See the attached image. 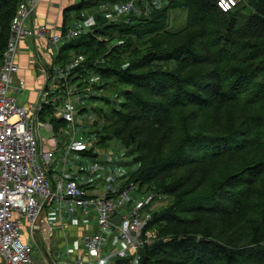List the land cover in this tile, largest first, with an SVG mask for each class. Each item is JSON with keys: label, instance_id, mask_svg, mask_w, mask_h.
<instances>
[{"label": "trees", "instance_id": "obj_1", "mask_svg": "<svg viewBox=\"0 0 264 264\" xmlns=\"http://www.w3.org/2000/svg\"><path fill=\"white\" fill-rule=\"evenodd\" d=\"M128 1L67 9L63 37L91 15L96 25L67 41L55 64L79 62L72 77L82 87L99 77L88 138L123 149L128 182L170 197L153 214L158 240L140 264H264V0L229 12L219 0H165L146 15L142 4L127 16L94 14ZM20 2L0 0V66ZM176 9L188 19L172 31ZM53 112L42 120L66 127Z\"/></svg>", "mask_w": 264, "mask_h": 264}, {"label": "built area", "instance_id": "obj_2", "mask_svg": "<svg viewBox=\"0 0 264 264\" xmlns=\"http://www.w3.org/2000/svg\"><path fill=\"white\" fill-rule=\"evenodd\" d=\"M42 1L21 0L10 24L0 66V264H40L34 258L33 246L24 240V219L30 225L32 238L38 232H46L52 238V227L43 221V213L49 207H54L60 214L63 232L66 231L63 214H75L78 209H84L85 215L90 211L96 213L98 229L85 238V251L91 260L78 259L71 264H140L141 251L155 243L156 236L151 242L148 230L153 215L146 209L157 193L126 212V200L133 197L132 192H137L135 183L117 191L114 184L117 178L110 174L104 196L95 197L89 194L87 182L69 176L74 154L86 161L84 170L92 174L96 173L94 164L100 157L113 159L95 147L94 141L86 134L88 128L84 129L83 122L78 120V105L96 94L94 85L82 87L73 82L74 63L61 68L54 65L50 71L42 66L48 80L55 81L39 91L35 103L18 101V95L26 86L18 77L22 42L48 39L58 58L67 41L90 31L96 22L91 17L84 21L83 28L71 30L66 37L62 33H50L45 25H32ZM240 1L219 0L218 7L229 12ZM143 4L146 10L163 7L162 0H145ZM139 7L138 0H129L118 6L123 16L140 11ZM48 106L53 107V118L71 125L69 139L52 137L49 145L45 143L41 130L53 131L52 122L42 120ZM83 152H92L96 157L81 155ZM57 161H60L63 176L54 184L50 173ZM64 200L67 201L65 208L62 205ZM118 216L122 220L116 225L114 218ZM112 241L116 246L106 254V247Z\"/></svg>", "mask_w": 264, "mask_h": 264}, {"label": "crops", "instance_id": "obj_3", "mask_svg": "<svg viewBox=\"0 0 264 264\" xmlns=\"http://www.w3.org/2000/svg\"><path fill=\"white\" fill-rule=\"evenodd\" d=\"M80 2L81 0H43L36 9L32 19V25H45L49 28L50 33H62L64 12L67 9L77 6ZM164 2L165 0L163 1V5ZM138 4L144 5L142 0H138ZM115 12L118 16H121L118 6L111 8L109 5H100L95 10L94 14L106 13L110 16ZM91 17L95 19L94 15H91L89 18ZM83 24L84 21L79 22L75 28H79ZM56 60V49L54 45L49 43L48 39H27L22 42L18 56V63L20 65L18 77L25 81L26 86L23 93L18 95V101L20 103H35L38 99L39 91L45 88L46 84L49 83L51 85L52 82L55 81V79L48 80L47 74L42 71V66L50 71L54 65H56ZM56 66L61 68L58 65ZM66 123L67 126L61 127L58 131L55 130L54 125L53 131H45L51 133L52 137L58 138L60 136H65V138H58L59 140H67L70 137L71 125L68 122ZM52 137L47 138L43 136L45 143L49 145L51 142L48 141L52 139ZM83 161L85 160L79 159V161H74L72 163L69 176L78 181L87 182L88 191L91 196H104V175L101 173H86L84 165L82 164ZM122 163L123 162L119 160L113 161V159H109V157L102 156L98 159L96 164L105 166L109 171H117L124 168ZM51 172L52 182L56 184L63 176V173H61L60 161H57L56 164L52 166ZM108 175H110V173ZM115 186L117 191L127 188L128 177H126V175L118 177L115 181ZM62 205L64 208L67 207V201L64 200ZM83 212L84 209H78V212L75 214H63V217L66 219V231L63 232L60 214L54 207L47 208L46 212L43 213V221L52 227L54 236L49 238L45 245L40 237L38 239L37 234L34 238H32V236L29 237L30 227L27 231L28 235H25L24 232V240L33 246L34 257L36 256L35 259L40 264H71L78 259L86 261L91 260L85 251V238L87 235L97 231V219L95 211H90V214L87 215ZM114 246L116 245L113 241L109 242L105 253L107 254ZM45 248H47V251Z\"/></svg>", "mask_w": 264, "mask_h": 264}, {"label": "rangeland", "instance_id": "obj_4", "mask_svg": "<svg viewBox=\"0 0 264 264\" xmlns=\"http://www.w3.org/2000/svg\"><path fill=\"white\" fill-rule=\"evenodd\" d=\"M141 8L142 7H139L140 11H141ZM151 10H153V8L152 9H149V10L144 9V14L145 15L148 14ZM170 16H171L170 28L172 29V31L173 30H175V31L182 30L186 26L187 19H188V12H187V10H185V9H176V10H173V11L170 12ZM83 27H84V24L81 27H79V28H83ZM82 60L83 59L80 58V62ZM78 63L79 62H76V63H74V65L76 66ZM165 68L171 69L172 68V64H170V66H168V67L166 66ZM89 79H91V81H92L91 83L93 85L94 84H99V82H100L99 77L96 76L95 74H92ZM100 106H102L101 102H99L97 100H91V99H89L86 102V108L88 110H86V112H81V108L83 107V105L81 103L78 105V113H79L78 120L81 121V122H83L84 129L89 128L93 124V122L96 120V118H97L96 112L98 111V108H100ZM41 134L44 137H47V138L52 137V134L49 133V132H46L45 130H41ZM58 138H65V136H60ZM99 149L101 151H103V154L104 155L111 156L113 158V161L119 160V161L124 162V163L130 161V159L123 157V149H121V147L116 148V147H114L112 145L108 149H106V148L103 149L101 147H99ZM73 159H75V161H79V158L75 154L73 155ZM82 164L84 165V168H85L86 161H83ZM94 166H95L94 167V171L96 173H101V174L104 175L105 186H106V184H108L109 179H110L109 178L110 175H108L109 173L110 174H113L114 177L118 178V177L123 176L124 175V172H128L130 170V169H126V168L124 169L123 168L124 170L123 169H119L117 171H109L103 165L94 164ZM132 183H135V182L134 181L128 182V186L130 184H132ZM105 186H104V188H105ZM135 186H136L137 192H135V191L132 192L133 197L126 200V206H127L126 212L129 211L133 206H137L140 202H144V201H147L148 199H151L152 195L154 194L153 192H151V193L150 192H147L146 191V188H143V190H141L139 188V185L136 184V183H135ZM169 203H170V197H168L166 195H163V194H158L157 193L156 194V197L152 201H150V203L148 204L146 211H147V213H150V214L153 215L156 210L161 209L163 207H167L169 205ZM29 227H30V225H29L28 221L26 219H24V232H25V235H28V232L27 231L29 230ZM157 229H158L157 227H154V228L152 227L151 229H148L149 230V233H151V236H152V237H150V241L151 242L154 239L153 237H155V236H156V238L154 239L155 242L158 240L157 234H156L157 231H158ZM36 234L38 235V239L40 237L44 241V245H45L46 241L49 239L48 234L46 232L45 233L38 232ZM30 236L31 235L29 234V237ZM43 249H44V247H43ZM46 249L47 248H45V250ZM34 258H36V256Z\"/></svg>", "mask_w": 264, "mask_h": 264}, {"label": "water", "instance_id": "obj_5", "mask_svg": "<svg viewBox=\"0 0 264 264\" xmlns=\"http://www.w3.org/2000/svg\"><path fill=\"white\" fill-rule=\"evenodd\" d=\"M149 170H150V169H149ZM121 220H122V217H121V216H118V217L114 218V223H115L116 225H119L120 222H121Z\"/></svg>", "mask_w": 264, "mask_h": 264}, {"label": "bare ground", "instance_id": "obj_6", "mask_svg": "<svg viewBox=\"0 0 264 264\" xmlns=\"http://www.w3.org/2000/svg\"><path fill=\"white\" fill-rule=\"evenodd\" d=\"M83 223V222H82Z\"/></svg>", "mask_w": 264, "mask_h": 264}]
</instances>
